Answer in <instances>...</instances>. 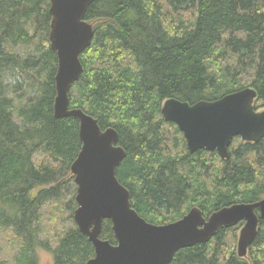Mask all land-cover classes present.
<instances>
[{
	"label": "trees",
	"instance_id": "16d2710c",
	"mask_svg": "<svg viewBox=\"0 0 264 264\" xmlns=\"http://www.w3.org/2000/svg\"><path fill=\"white\" fill-rule=\"evenodd\" d=\"M49 5L0 0V230L14 245L12 264H38L41 251L53 264H86L94 255L76 224L66 225L74 198H61L81 143L77 119L53 115L57 60L48 39ZM84 19L94 34L79 55L83 72L69 106L96 118L101 129L117 130L126 155L116 176L140 216L165 224L197 206L207 218L264 197V138L235 137L227 159L190 152L160 113L167 98L212 101L248 86L257 93L254 108L264 106V0H99ZM31 44L37 55L12 51ZM14 68L35 87L24 106L7 95L1 75ZM43 217L50 235L40 227ZM241 225L176 251L168 264H264V219L244 258L231 243ZM99 237L116 243L109 220Z\"/></svg>",
	"mask_w": 264,
	"mask_h": 264
},
{
	"label": "water",
	"instance_id": "95a60500",
	"mask_svg": "<svg viewBox=\"0 0 264 264\" xmlns=\"http://www.w3.org/2000/svg\"><path fill=\"white\" fill-rule=\"evenodd\" d=\"M94 1L99 0H49L48 9V39L57 60L53 115L78 121L81 147L70 173L76 184L73 220L94 249L86 264H168L176 251L208 242L221 227L240 222L236 253L246 257L264 219V197L223 206L207 218L200 208L192 206L169 223L149 222L132 207L128 189L116 176V168L126 155L118 145L117 130L101 129L96 118L80 108H70V90L83 72L79 55L94 34L93 23L84 19ZM256 96L255 89L248 86L212 101L189 103L171 97L164 100L160 113L166 122L177 126L188 151H216L227 159L235 137L244 142L264 138V110L254 108ZM104 220L111 223L115 244L99 237Z\"/></svg>",
	"mask_w": 264,
	"mask_h": 264
},
{
	"label": "rangeland",
	"instance_id": "374dc122",
	"mask_svg": "<svg viewBox=\"0 0 264 264\" xmlns=\"http://www.w3.org/2000/svg\"><path fill=\"white\" fill-rule=\"evenodd\" d=\"M11 50V49H9ZM7 49V51H9ZM12 51L20 57L27 56L28 54L37 55L34 51V46L31 45H17L14 46ZM4 84L6 85L7 95L14 100L16 106H24L28 103V99L33 96L35 87H31L30 83L32 82L25 74H23L19 69H7L2 74ZM246 77H249L246 76ZM23 94V95H21ZM258 110H264V106L258 108ZM15 121H18L16 114L13 115ZM240 139V138H239ZM76 193V184L73 179L68 181V183L63 187L61 198L66 202L70 198H74ZM75 202V200H74ZM76 203V202H75ZM74 223L73 213L72 220L66 221V225L71 226ZM236 226V225H235ZM40 227L43 229V232H48L49 235L51 223L48 221V218L43 217L40 222ZM239 230V229H238ZM43 234V233H41ZM237 235L235 239L232 240V244L236 247ZM15 253L14 245L11 243L9 235L6 234L3 230H0V259L7 261L9 264H12V256ZM39 263L38 264H53L52 256L50 253L41 251L39 254Z\"/></svg>",
	"mask_w": 264,
	"mask_h": 264
},
{
	"label": "bare ground",
	"instance_id": "6f19581e",
	"mask_svg": "<svg viewBox=\"0 0 264 264\" xmlns=\"http://www.w3.org/2000/svg\"><path fill=\"white\" fill-rule=\"evenodd\" d=\"M126 54H127V53H126ZM159 102H160V101H159ZM159 102H158V103H159ZM156 108H158V107H156ZM168 145H169V144H168ZM183 146H184V145H183ZM164 153H165V152H164Z\"/></svg>",
	"mask_w": 264,
	"mask_h": 264
}]
</instances>
